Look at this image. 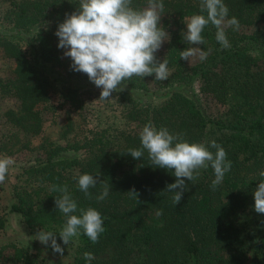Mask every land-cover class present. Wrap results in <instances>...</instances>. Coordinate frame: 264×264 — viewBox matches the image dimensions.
Instances as JSON below:
<instances>
[{
	"label": "trees",
	"instance_id": "obj_1",
	"mask_svg": "<svg viewBox=\"0 0 264 264\" xmlns=\"http://www.w3.org/2000/svg\"><path fill=\"white\" fill-rule=\"evenodd\" d=\"M79 3L12 0L5 15L8 27L0 32V48L15 65L9 78L0 77V153L37 151L40 157L24 169L21 185L13 186L10 212L21 216L30 234L59 235L65 217L56 208L60 193L51 191L53 185L68 186L78 205L74 214L89 207L99 211L106 231L96 244L81 231L69 243L75 249L67 264H264V214L254 210V191L264 180L259 176L264 171V0H224L228 18L240 23L238 31L225 29L231 45L226 49L216 41L212 25L202 33L206 44L184 41L188 18L207 16L200 0H164L160 26L170 41L155 55L168 61L171 74L162 81L170 89L168 97L160 104L143 100L155 75L133 77L122 92L112 94L121 108V124L87 132L72 114L84 118L96 86L71 69L67 49L58 48L55 35ZM132 6L143 9L147 0H133ZM190 47L210 50L207 59L194 66L180 60V51ZM197 79L201 92L213 96L223 112L210 116L202 110L192 93ZM54 95L70 108L59 139L44 133L46 114L60 106L52 102ZM2 119L10 126L7 133L1 132ZM148 122L183 134L190 144H220L232 162L222 184L213 191V169H201L196 181L185 179L189 190L174 205V193L165 191L176 181L174 170L151 164L147 152L139 160L128 154L140 147L139 133ZM74 131L81 136L70 138ZM39 137L40 144L33 147L32 140ZM83 174L101 181L89 189L91 199L78 188ZM102 184L111 185L110 194L97 202ZM133 188L137 199L127 194ZM157 210L163 211L159 217ZM5 224L0 219V231ZM85 252L95 259L86 261ZM0 264L48 262L27 247L8 243L0 247Z\"/></svg>",
	"mask_w": 264,
	"mask_h": 264
},
{
	"label": "clouds",
	"instance_id": "obj_2",
	"mask_svg": "<svg viewBox=\"0 0 264 264\" xmlns=\"http://www.w3.org/2000/svg\"><path fill=\"white\" fill-rule=\"evenodd\" d=\"M132 3L133 0H80L78 10L71 15L66 14V19L58 25L55 33L59 39L58 48L67 49L64 56L72 60L71 69L86 74L89 81L102 89L98 101H111L109 98L112 94L122 92L126 87L124 82L133 77L155 75L156 81H165L170 77L167 59L161 62L155 55L165 41H170L169 34L160 26L165 11L164 0H147V7L143 9L134 8ZM200 11L206 12L207 16L194 14L188 18L187 31L183 33L184 41L190 45L206 44L202 33L212 25L216 28V41L222 48H230L225 29L238 31L240 23L234 16L228 18L229 8L224 0H200ZM209 51L190 47L180 51V60L190 62V58L198 57L204 61ZM139 138L140 147L128 149V154L139 160L147 152L151 164L174 170L176 181L167 185L165 190L174 193V205H178L184 193L189 190L185 179L196 181L201 169L209 166L213 169V191L232 169L226 150L215 140L210 141L208 146L203 143L190 144L184 140L183 134H171L166 127L157 129L151 122L144 125ZM210 148L215 149V153ZM14 164L12 157L0 158V185L6 182L9 169ZM259 176L264 178V171ZM98 183H101L100 178L90 174L78 178V188L88 199L92 198L89 189L95 188ZM110 189L111 185L102 184V191L95 197L96 201H104ZM51 191L60 193L55 199V205L65 217V224L59 232L63 244L69 245L73 238L81 235V231L93 244L98 243L101 234L106 231L101 213L89 207L80 209L78 216L74 214L78 209L77 202L67 185H53ZM127 194L136 199L139 195L134 188ZM254 201L255 212L264 214V180L259 182L254 191ZM162 214V210H157L158 217ZM35 238L44 245L51 241L54 253L63 255L54 232L40 231ZM83 255L86 261L95 259L91 252Z\"/></svg>",
	"mask_w": 264,
	"mask_h": 264
},
{
	"label": "rangeland",
	"instance_id": "obj_3",
	"mask_svg": "<svg viewBox=\"0 0 264 264\" xmlns=\"http://www.w3.org/2000/svg\"><path fill=\"white\" fill-rule=\"evenodd\" d=\"M11 1L12 0H0V32L8 27L5 22V15L10 8ZM243 31L245 33H250L247 29H244ZM199 62H201V60L198 57H195L190 58L188 64L189 66H194ZM14 65L15 61L6 58L0 48V77L9 78ZM163 85L162 81H150L149 91L143 100L153 101L156 104L162 103L168 97L170 90ZM201 86V80H195L192 84V93L202 110L210 116L218 115L223 112L225 108L220 105L213 96L202 93ZM101 91L102 89L97 87L93 89L83 119L76 114H72L73 118L76 119L79 124L82 123L84 132L109 125L121 124V108H119L116 104V100L112 96L109 98L111 101H98ZM61 101L62 99L59 95H54L52 102L57 106L60 105L59 109L55 113H48L45 116L46 123L44 133L49 134L53 139L60 138L61 129L67 124V110L70 108L69 105H62ZM1 121V132L7 133L10 130V126L4 124L5 121L3 119ZM80 136L81 135H78L76 131H74L70 138H79ZM40 142L41 137L33 139V147L40 144ZM59 143L66 145V141H59ZM38 153L39 152L37 151H23L14 155L0 153V158L8 156L15 160V164L10 167L9 173L6 176V182L3 185H0V219L6 221L5 228L0 231V247L8 243H15L20 247L31 249L33 254L38 255L40 259H44L48 264H67L73 256L75 249L73 246L64 245L60 236L56 235L57 243L63 249V255L61 256L59 253H54L50 246L51 241H49L48 245H44L38 240H35L37 233H28L24 227L21 216L10 212L13 199L11 195L12 188L15 185H21L22 179H24V169L40 158L38 157Z\"/></svg>",
	"mask_w": 264,
	"mask_h": 264
}]
</instances>
